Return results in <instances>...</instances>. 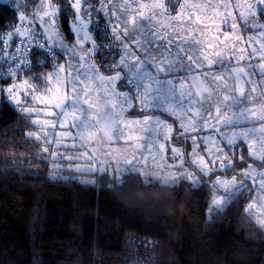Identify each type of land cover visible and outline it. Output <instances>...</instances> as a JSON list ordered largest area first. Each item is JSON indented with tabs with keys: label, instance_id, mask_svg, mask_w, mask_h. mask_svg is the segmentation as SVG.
<instances>
[{
	"label": "snow or ice",
	"instance_id": "obj_1",
	"mask_svg": "<svg viewBox=\"0 0 264 264\" xmlns=\"http://www.w3.org/2000/svg\"><path fill=\"white\" fill-rule=\"evenodd\" d=\"M97 3L101 5L99 9L88 5V0H68V3L60 6L53 4L52 0H39L31 18L25 12H20L19 26H14L13 31L6 36H0V51L11 60V65L6 69L0 65V74L9 79L18 78L29 64L28 51L33 44L45 49L42 54L46 65L52 60L57 61L52 66L53 71L36 73L31 78L37 83L25 79L22 85L13 83L6 90L0 88V93L6 91V98L14 102L20 111L37 116V119L29 123L39 125L42 131L28 132L29 137L37 140L43 137L48 145L75 149V143L63 145L60 138L74 141L78 139L80 147H87L90 142L97 143V138L102 137L112 143L116 142L114 137L117 141L124 138L123 128L141 125L146 136L155 134L156 141L163 138L167 142L172 138L170 134L173 132V124L178 121L176 138L191 139L192 155L196 157L193 163H197L200 171L205 174L212 171L210 164L218 163L221 169L231 167L233 160L229 159V155L238 146V142L248 141L256 132L262 134L261 144L264 145V127L244 128L246 123L264 125V108L259 114L248 108L249 99L245 89L238 86L241 80L245 84H252V77L257 74L264 79V24L255 22L258 16L264 15V0H255L254 4L245 2L235 5L231 0H219L215 3L207 0L204 4H188L176 0L178 10L175 15H172V0H121L119 5L115 0H97ZM16 6L17 0H0V9H14ZM234 9L243 10L234 14ZM93 11L102 14L97 15L94 25L91 20ZM68 13L73 17L70 30L74 32L75 42L71 45H65L62 40L56 39L60 35L58 16ZM207 13L210 15H206ZM203 20L211 23L204 24ZM36 23L40 24L43 33L36 31ZM90 25H93V31L98 35L90 32ZM241 25L244 26L241 34H230L235 33ZM223 28L229 31H221ZM213 29L216 35L209 39V32ZM248 29L258 30V38L247 37L245 47L237 49L236 45L244 41L243 31ZM41 34L45 37L43 43L39 40ZM221 35L223 40L220 39ZM14 37L19 39V45H15ZM256 43H259L258 48L253 46ZM56 44L62 50L59 56L52 46ZM6 48H14L11 55L4 51ZM105 48L108 49V55L104 54ZM248 48H251L246 61L248 68L234 66L232 60L235 53H243ZM64 52L69 53V60H76L77 64H59ZM97 56L101 60L110 59L115 62L105 65L101 70L95 64ZM253 59L260 63L253 64ZM239 60L244 61L245 57L241 55ZM39 63L35 61L27 70L33 71V67ZM229 80L233 81L231 87ZM54 81L55 89L51 87ZM251 91L255 92L256 88L252 87ZM29 94L33 102L38 101L42 105L39 110L24 106ZM22 95L25 99L21 98ZM137 105L141 111H160L175 120L173 124H168L160 116L148 115L142 120H126L125 113L135 109ZM230 111L232 115H229ZM236 111L241 116L247 113L244 124L238 122ZM40 116H47L49 119L40 120ZM228 127L241 130L232 131L230 136H226L221 129ZM57 128L67 131L56 133ZM209 130L219 133L221 139L226 140L225 147L228 148L225 151L224 147H215V160H206L204 156L197 155V148L200 147L197 136L200 132ZM131 139L133 138L129 137L128 142ZM201 142L205 145L215 143L212 137H205ZM153 143V140L145 139V147ZM255 143V140L250 141L248 147ZM157 147L165 149L166 144H158ZM42 151L53 157L58 155L50 152L49 147ZM171 151L173 154L183 155L179 148L173 147ZM261 153H264V146L260 149L253 148L250 155L259 156L264 163V154ZM81 158L90 163L92 154L86 151L82 157H63L71 163H76ZM99 163L103 165L104 161ZM77 171L93 173L106 171V168L77 167ZM240 175L248 177L250 173L242 172ZM169 178L196 180L192 173L187 172L179 176L172 174ZM215 183L225 190L229 186H244L243 181L237 183L236 176L230 180L217 177ZM261 186L264 187V181ZM224 200V196H218L213 200V205L220 206ZM253 206L249 205V209ZM258 222L264 225V219Z\"/></svg>",
	"mask_w": 264,
	"mask_h": 264
},
{
	"label": "trees",
	"instance_id": "obj_2",
	"mask_svg": "<svg viewBox=\"0 0 264 264\" xmlns=\"http://www.w3.org/2000/svg\"><path fill=\"white\" fill-rule=\"evenodd\" d=\"M70 14L60 15L68 40ZM18 23L17 7L0 9V32ZM44 51L32 45L31 67L40 63L31 72L51 64ZM9 81L0 74V88ZM31 127L0 93V264H264V229L246 212V195L208 217L207 183L163 184L138 172L121 181L100 173L95 183L52 178Z\"/></svg>",
	"mask_w": 264,
	"mask_h": 264
},
{
	"label": "rangeland",
	"instance_id": "obj_3",
	"mask_svg": "<svg viewBox=\"0 0 264 264\" xmlns=\"http://www.w3.org/2000/svg\"><path fill=\"white\" fill-rule=\"evenodd\" d=\"M26 0H17V8H18V20H19V14L20 12H25V14L29 15L31 17V13L37 9V5L39 3V0L36 1L33 6L26 11L25 9L21 8ZM121 0H115V3L119 5ZM147 2H151V0H147ZM180 2H186L188 4L193 3H200L204 4L207 2V0H180ZM213 2H219V0H213ZM245 2L248 3H255V0H231V3L233 5L235 4H244ZM52 3L56 6H60L58 2L55 0H52ZM65 3H68V0H66ZM88 5H91L94 7V9H99L101 5L97 3V0H88ZM88 5H85L86 7ZM171 7L173 8L172 15L176 14V11L178 10V5L176 4V0H172ZM243 9H234V14L238 11H241ZM218 11H224L223 9H218ZM97 15H102L100 13H97L93 11L91 15V20L93 22V25L95 24V21L97 19ZM206 15H210V13H207ZM87 16L85 15V19L87 20ZM72 15L70 14V25L72 22ZM107 19V18H105ZM115 22V21H113ZM257 24H264V15L258 16L255 21ZM58 23V31L60 33L59 37H56V39L62 40L65 45H71L75 42L74 39V32L71 30L72 33V39L68 40L65 35L63 34V31L60 27V16H58L57 19ZM204 24H210L211 22L208 20H203ZM217 23H219V20H217ZM20 24V21L18 23V26ZM93 25L89 26L90 32H92L93 35H98L97 32L93 31ZM103 27V25H102ZM244 28L243 25L240 26V28L235 33H230L232 35H239L241 34V30ZM36 31L39 33H43V29L41 28L39 23H36ZM221 31H229L227 28L221 29ZM8 32H6L7 34ZM51 35V32L49 33ZM216 35L215 30L209 32V39ZM252 36L254 38H258V30L254 31L252 29H248L247 31H243V37L244 41H242L240 44L236 45L237 49L245 47V43L247 42V37ZM44 35L41 34L39 36V40L41 43L44 42ZM221 40H223V36L220 37ZM109 40H111V36H109ZM214 42V41H213ZM107 44L108 41H105ZM56 48L57 52L61 53L60 46L58 44L52 45ZM254 47H259V43H256L253 45ZM251 51V48H248L246 51L241 53L240 51H237L234 55V58L232 60V64L234 66L239 67H245L248 68V64L246 63L248 59V52ZM104 54L108 55V49H104ZM243 55L245 57L244 61H240V56ZM259 55V52L257 53ZM0 58H3L4 60V68L6 69L11 63L8 61L6 57L1 54ZM59 64H66L71 63L73 65L77 64L76 60H69V53L64 52L63 57L59 59ZM115 61L112 60H101L98 57L95 59V64L97 67L101 68L103 70V67L105 65H111ZM239 62V63H237ZM57 61L52 60L51 64L46 67L43 70L40 71H34L30 72L29 74L24 73L22 70L18 78H12L10 81L6 84H4L1 88L7 89L10 85L13 83L21 84L25 79H29L31 83H37L35 80H32L31 78L36 73H47L50 71H53V65H55ZM253 64H259L260 61L253 59ZM257 69V73H258ZM108 74V73H105ZM63 75V74H62ZM181 75H184L181 73ZM1 76L4 78H8L6 75L1 74ZM252 84H245L243 80L239 82L238 86H242L245 89V93L249 99V102L247 104V107L250 109H254L257 111V113H260V110L264 108V95H261L262 92H264V79H262L258 74L252 77ZM230 87L233 85V81L229 80ZM26 87V86H24ZM24 87L21 88V93L24 91ZM55 89V81L51 85ZM119 87V86H118ZM255 87L256 91L252 92L251 88ZM120 90H126V89H120ZM5 96L7 97V92L4 91ZM70 94V93H69ZM39 95V93H37ZM22 99H25V97L22 95ZM12 102V101H10ZM14 104V102H12ZM15 105V104H14ZM16 106V105H15ZM24 106L27 107H36L37 110H39L42 105L39 104V102H33L31 100V94L26 98V103ZM17 107V106H16ZM18 108V107H17ZM19 109V108H18ZM235 111V110H232ZM232 111L229 112V115H232ZM29 115V121L37 119V116L35 115ZM145 115L148 116H160L162 119H164L168 124H173V121L175 120L174 117H169L167 114H162L160 111H152V110H144L141 111L139 106L135 109H130L128 112L125 113V119L128 121L131 120H142ZM247 113H245V116ZM236 116L238 118V122L241 124H244L245 116H241L239 114V111H236ZM40 120L49 119L47 116H40ZM31 130L30 132H40L42 131L41 127L39 125L34 126L31 124ZM264 127V125L259 124H252V123H246L244 124V128L250 129V128H259ZM143 126L141 125H131L130 127L123 128L124 131V138L119 139L118 141L114 137V141L109 143L107 141L106 137L97 138L98 142H90L88 143L87 147H80V141L72 140V139H65L61 137V143L63 145H72L75 143L77 147L75 149L71 147H58L56 144L48 145L44 142L43 137L40 138V140L35 139L36 141H40L43 143V149L45 147H49L50 152L58 153L57 156L53 157L47 153H45L46 157L50 161V171L48 173L49 177H70L75 180L81 181V182H87V183H95L96 182V175L100 173H107L114 176V179L116 181H121L123 175L127 172H138L145 181H155L163 184H179L181 182H189L193 185H199L201 183H207L212 188V193L209 201V205L207 208V216L209 217L211 213L215 210H220L224 207H226L229 202L238 194L246 195L247 196V203H246V212L264 229V225H261L258 220L264 219V187L261 186V182L264 181V163L261 162L259 159V156H251L250 152L253 148L260 149L262 146L261 139L262 134L260 132H256L255 136H250L248 141H245L243 143L238 142V146L234 148L233 153L229 155V159L233 160V165L229 168L221 169L219 164H210L209 167L212 169L210 173H202L200 171V168L197 163H193V161L196 159L195 156L192 155L193 153V146L191 143V139H177V130H179V122L177 121L175 124H173V132L170 134L171 139L167 142L161 138L158 141L155 140V134H153L151 137L146 136V134L142 130ZM240 128H222L221 132L225 134L226 136H230V133L232 131H240ZM63 131H67V129H61L57 128L55 129L56 133H61ZM73 131V134H75V131ZM182 131V130H180ZM132 137L131 142H128V138ZM135 137H145V139H151L154 141L152 145L149 147H145V139H135ZM205 137H212L215 141V143H208L207 145L203 144L201 141ZM198 142H200V147L197 148V155L198 156H204L206 160H215L216 154H215V147H224L225 151L228 150L227 147H225L226 140L221 139V135L215 131H204L200 132L197 136ZM252 140H255L256 143L252 145V147H248V143ZM101 141H103L101 143ZM166 144L165 149H161L157 147L158 144ZM139 145V146H138ZM173 147L179 148L180 152L183 153V155L173 154L171 149ZM247 149V150H245ZM210 150V151H209ZM90 152L92 154L91 161L84 160L83 158L79 159L76 163H71L63 159V157L67 156H73V157H82V154L84 152ZM264 154V153H261ZM243 157V159H240ZM100 161H104V164L102 165L99 163ZM108 161H111V163H108ZM128 161H131V163H127ZM181 163L183 166H181ZM251 165V168L249 167ZM88 166L93 167L94 169H98L100 167H105L106 171H94L93 173H89L86 171H77V167L80 168H87ZM192 173L193 176L196 178L195 181L187 180V179H176L172 180L169 177L172 174H176L179 176L181 173ZM242 172H248L250 173L251 178L254 180V185L251 184V182H248L244 180V176L240 175ZM236 176L237 183L240 181H243L244 186L240 188H233L229 186L227 190H225L221 185L216 184L217 177H219L221 180L228 179L230 180L231 177ZM218 196H224L225 200L222 205L220 206H214L213 200ZM249 205H254L251 209H249Z\"/></svg>",
	"mask_w": 264,
	"mask_h": 264
},
{
	"label": "built area",
	"instance_id": "obj_4",
	"mask_svg": "<svg viewBox=\"0 0 264 264\" xmlns=\"http://www.w3.org/2000/svg\"><path fill=\"white\" fill-rule=\"evenodd\" d=\"M31 18V17H29ZM7 34L4 32H0V36H6ZM20 41L19 39L16 38L15 40V45H19ZM14 51V48L12 49V51L10 52V55L12 54V52ZM30 53H31V48L28 51V57H29V64L25 66V69H28V67H31V59H30ZM11 63V60H8Z\"/></svg>",
	"mask_w": 264,
	"mask_h": 264
},
{
	"label": "water",
	"instance_id": "obj_5",
	"mask_svg": "<svg viewBox=\"0 0 264 264\" xmlns=\"http://www.w3.org/2000/svg\"><path fill=\"white\" fill-rule=\"evenodd\" d=\"M247 180H249V182H251L252 185H254V180L251 177H248Z\"/></svg>",
	"mask_w": 264,
	"mask_h": 264
},
{
	"label": "flooded vegetation",
	"instance_id": "obj_6",
	"mask_svg": "<svg viewBox=\"0 0 264 264\" xmlns=\"http://www.w3.org/2000/svg\"><path fill=\"white\" fill-rule=\"evenodd\" d=\"M97 57L99 58V56H97ZM99 59H100V58H99ZM112 61H113V60H112ZM248 177H251V176L249 175ZM248 177H244L243 179L249 182V180H247Z\"/></svg>",
	"mask_w": 264,
	"mask_h": 264
},
{
	"label": "bare ground",
	"instance_id": "obj_7",
	"mask_svg": "<svg viewBox=\"0 0 264 264\" xmlns=\"http://www.w3.org/2000/svg\"><path fill=\"white\" fill-rule=\"evenodd\" d=\"M32 48V47H31Z\"/></svg>",
	"mask_w": 264,
	"mask_h": 264
}]
</instances>
